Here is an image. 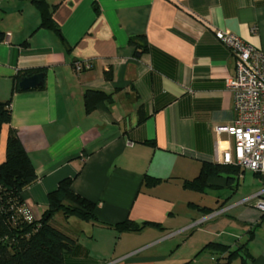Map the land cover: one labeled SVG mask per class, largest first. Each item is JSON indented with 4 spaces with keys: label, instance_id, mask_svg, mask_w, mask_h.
Returning <instances> with one entry per match:
<instances>
[{
    "label": "crops",
    "instance_id": "crops-1",
    "mask_svg": "<svg viewBox=\"0 0 264 264\" xmlns=\"http://www.w3.org/2000/svg\"><path fill=\"white\" fill-rule=\"evenodd\" d=\"M49 2L59 34L38 27L30 1L0 0V101L11 98L0 162L13 127L36 173L21 192L34 220L64 177L95 203V220L53 216L76 241L63 264H264V218L255 207L264 175L239 167L209 176L203 191L183 186L233 147L214 131L235 117L226 87L234 56L214 33L232 32L264 51V0ZM137 35L148 45L139 58L128 42ZM37 72L41 87L19 88ZM86 90L111 99L88 112ZM146 175L158 182L146 186ZM125 219L159 226L118 232ZM209 242L242 248L227 260L228 251L202 249Z\"/></svg>",
    "mask_w": 264,
    "mask_h": 264
},
{
    "label": "trees",
    "instance_id": "trees-1",
    "mask_svg": "<svg viewBox=\"0 0 264 264\" xmlns=\"http://www.w3.org/2000/svg\"><path fill=\"white\" fill-rule=\"evenodd\" d=\"M39 11L38 27L52 29L59 34V28L52 18L56 4L49 0H28ZM129 44L134 47L133 55L139 58L148 51L144 35L129 38ZM109 78V75H107ZM14 88H17L14 85ZM85 110L91 111L95 103L110 100L111 94L99 90L84 92ZM11 98L0 101V130L11 120ZM151 144V143H150ZM239 167L224 163H203L197 176L183 183L185 188L203 191L209 176L222 173H238ZM36 179L33 164L22 145L17 131L9 127L6 136L5 158L0 162V264H63L65 254L72 251L76 241L67 233L58 229L52 222L53 216L61 212L65 218L75 216L81 220H95V203L77 194L72 189V177H64L57 183L55 189L47 193V207L38 220L30 218L24 207L22 189ZM157 179L145 176L144 184L152 186ZM264 218V213L260 219ZM146 226H159L157 223H136L125 219L114 225L118 232L139 231ZM215 248L228 251L227 260L238 254L239 247L227 250L228 247L214 242L204 245V248ZM201 249V250H202ZM188 264V263H183ZM243 264V263H242Z\"/></svg>",
    "mask_w": 264,
    "mask_h": 264
},
{
    "label": "built area",
    "instance_id": "built-area-1",
    "mask_svg": "<svg viewBox=\"0 0 264 264\" xmlns=\"http://www.w3.org/2000/svg\"><path fill=\"white\" fill-rule=\"evenodd\" d=\"M215 35L234 56V74L226 78V87L235 117L230 125L214 128L216 134L232 137L233 147L222 149L218 161L264 175V51L229 31L217 30ZM81 66L77 63L76 69ZM255 196V207L263 214L264 199Z\"/></svg>",
    "mask_w": 264,
    "mask_h": 264
},
{
    "label": "water",
    "instance_id": "water-1",
    "mask_svg": "<svg viewBox=\"0 0 264 264\" xmlns=\"http://www.w3.org/2000/svg\"><path fill=\"white\" fill-rule=\"evenodd\" d=\"M44 73L37 72L34 74H27L20 78L18 86L21 89L38 88L43 85Z\"/></svg>",
    "mask_w": 264,
    "mask_h": 264
},
{
    "label": "rangeland",
    "instance_id": "rangeland-1",
    "mask_svg": "<svg viewBox=\"0 0 264 264\" xmlns=\"http://www.w3.org/2000/svg\"><path fill=\"white\" fill-rule=\"evenodd\" d=\"M49 1H50V0H49ZM245 174H246L247 177H250L251 172H249V171H245Z\"/></svg>",
    "mask_w": 264,
    "mask_h": 264
},
{
    "label": "bare ground",
    "instance_id": "bare-ground-1",
    "mask_svg": "<svg viewBox=\"0 0 264 264\" xmlns=\"http://www.w3.org/2000/svg\"><path fill=\"white\" fill-rule=\"evenodd\" d=\"M215 34V33H214Z\"/></svg>",
    "mask_w": 264,
    "mask_h": 264
}]
</instances>
